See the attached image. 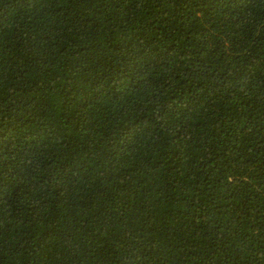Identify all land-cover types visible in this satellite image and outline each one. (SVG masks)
<instances>
[{
  "label": "trees",
  "instance_id": "1",
  "mask_svg": "<svg viewBox=\"0 0 264 264\" xmlns=\"http://www.w3.org/2000/svg\"><path fill=\"white\" fill-rule=\"evenodd\" d=\"M0 264H264V0H0Z\"/></svg>",
  "mask_w": 264,
  "mask_h": 264
}]
</instances>
